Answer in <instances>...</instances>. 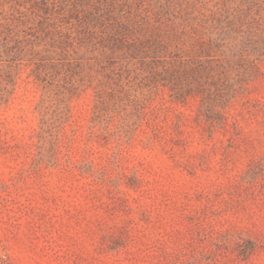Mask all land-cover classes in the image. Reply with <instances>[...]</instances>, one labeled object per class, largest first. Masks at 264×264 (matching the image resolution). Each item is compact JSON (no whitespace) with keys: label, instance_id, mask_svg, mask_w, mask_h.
I'll use <instances>...</instances> for the list:
<instances>
[{"label":"rangeland","instance_id":"1","mask_svg":"<svg viewBox=\"0 0 264 264\" xmlns=\"http://www.w3.org/2000/svg\"><path fill=\"white\" fill-rule=\"evenodd\" d=\"M0 264H264V0H0Z\"/></svg>","mask_w":264,"mask_h":264},{"label":"trees","instance_id":"2","mask_svg":"<svg viewBox=\"0 0 264 264\" xmlns=\"http://www.w3.org/2000/svg\"><path fill=\"white\" fill-rule=\"evenodd\" d=\"M156 75H158V76H156ZM156 77H158V78H156ZM149 78L152 81H156V82H159V79H161L163 81H169L170 74H169V71L167 69L162 70V71H154V70L152 71V70H150L149 71ZM162 85H164V84H162Z\"/></svg>","mask_w":264,"mask_h":264}]
</instances>
